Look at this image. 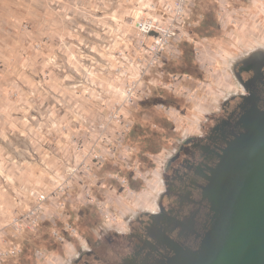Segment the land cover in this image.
<instances>
[{
    "label": "rangeland",
    "instance_id": "1",
    "mask_svg": "<svg viewBox=\"0 0 264 264\" xmlns=\"http://www.w3.org/2000/svg\"><path fill=\"white\" fill-rule=\"evenodd\" d=\"M167 2L0 0V250L8 252L0 264H64L70 256L55 233L67 235L65 224L87 245L107 225L124 229L133 210L153 207L161 182L152 157L168 145L172 125L196 128L218 110L235 86L233 60L264 46V0H195L183 49L153 69L149 98L128 107L131 160L109 159L95 182L94 172L69 180L63 194L45 202L53 217L16 229V216L37 203L34 190L66 183L83 125L108 116L89 94L94 86H121L116 69L124 53L138 50L136 21L163 13ZM106 205L112 208L105 217Z\"/></svg>",
    "mask_w": 264,
    "mask_h": 264
},
{
    "label": "flooded vegetation",
    "instance_id": "2",
    "mask_svg": "<svg viewBox=\"0 0 264 264\" xmlns=\"http://www.w3.org/2000/svg\"><path fill=\"white\" fill-rule=\"evenodd\" d=\"M231 72L235 86L219 109L196 128L172 125L168 145L153 153L161 182L154 206L127 214L122 230L107 225L64 264H167L201 248L221 215L228 151L264 111V46L238 54Z\"/></svg>",
    "mask_w": 264,
    "mask_h": 264
},
{
    "label": "built area",
    "instance_id": "3",
    "mask_svg": "<svg viewBox=\"0 0 264 264\" xmlns=\"http://www.w3.org/2000/svg\"><path fill=\"white\" fill-rule=\"evenodd\" d=\"M167 1L163 13L148 15L146 18L136 21V29L140 36L137 41L138 50H128L127 54L124 53L123 58L118 61L116 69L121 86L113 90L94 86L95 89L91 91L92 93L87 91V93H91L89 96L94 100H102L101 103L105 107H98L97 110L102 113L101 116L108 114L106 121L95 126L94 123L83 125L85 133L75 141L73 149L75 163L69 169L66 183L60 182L57 187L60 188L58 191L45 188L34 190L32 194L37 196V203L29 207V212L25 216H16L13 223L16 229L34 228L48 215L53 217V212L46 208L45 202L49 198H57L63 194L61 192L66 190L65 187L71 183V180L79 181L81 176L94 172L95 182L98 179L96 170H100L109 159L121 158L125 162L131 160L127 136L133 126V121L130 118L128 107L138 99L149 98L151 92L149 86L157 81V79L148 78L153 69L161 65L164 56L170 55V53L178 55L183 49L181 47V43L185 39L183 24L195 4V0ZM225 9L226 7L223 5V11ZM92 87L90 86V88ZM122 185L129 186V180L123 179ZM96 200L95 196L94 202ZM110 205L103 207L105 217L111 214L109 212L112 208ZM101 206L102 204L98 205L100 208ZM115 218L117 216L112 221ZM65 230L67 235H63L60 231L55 234L59 241L67 246L68 256H72L80 248L86 247L85 240L74 226L67 223ZM7 253L3 249L0 250V256ZM37 257L47 262L50 261L47 252L38 251Z\"/></svg>",
    "mask_w": 264,
    "mask_h": 264
},
{
    "label": "water",
    "instance_id": "4",
    "mask_svg": "<svg viewBox=\"0 0 264 264\" xmlns=\"http://www.w3.org/2000/svg\"><path fill=\"white\" fill-rule=\"evenodd\" d=\"M218 203L221 215L201 248L180 250L167 264H264V111L231 145Z\"/></svg>",
    "mask_w": 264,
    "mask_h": 264
}]
</instances>
